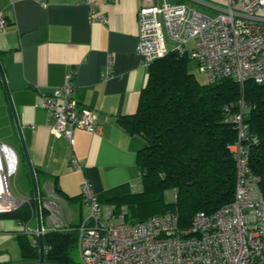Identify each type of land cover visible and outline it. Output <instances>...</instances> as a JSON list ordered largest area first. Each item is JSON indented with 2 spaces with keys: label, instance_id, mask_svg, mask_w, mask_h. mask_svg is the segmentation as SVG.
Instances as JSON below:
<instances>
[{
  "label": "crops",
  "instance_id": "1",
  "mask_svg": "<svg viewBox=\"0 0 264 264\" xmlns=\"http://www.w3.org/2000/svg\"><path fill=\"white\" fill-rule=\"evenodd\" d=\"M141 4V0H91L90 5L86 0H0V19L5 21L0 26V62L46 212L43 234L77 226L88 217L90 208L81 196L84 183L98 196L123 185L132 192L141 189L136 157L144 140L120 124L136 112L147 77L136 52ZM91 9L106 22H91ZM68 75L72 97L79 106L95 111L101 129L99 134L75 130L72 143L50 133L53 121L48 122L41 107V98L61 88ZM0 124L8 137H0V144L17 159L19 184L10 189L28 203L33 200L32 186L22 167L1 83ZM33 219L34 226L28 224L32 231L35 215ZM22 226L0 219V264H21L22 247L16 237ZM26 236L30 244L38 245L36 235Z\"/></svg>",
  "mask_w": 264,
  "mask_h": 264
},
{
  "label": "built area",
  "instance_id": "2",
  "mask_svg": "<svg viewBox=\"0 0 264 264\" xmlns=\"http://www.w3.org/2000/svg\"><path fill=\"white\" fill-rule=\"evenodd\" d=\"M141 1L136 52L142 68L148 70L154 61L176 51L196 62L207 83L225 78L240 85L264 83V0ZM86 2L91 4V0ZM187 2L217 13L209 17L194 9L188 11ZM89 16L91 22H106L93 9ZM0 26H5L3 19ZM190 41L192 47L186 49ZM41 107L48 122L53 121L50 133L69 143L75 130L90 134L101 131L95 111L79 106L72 97V75L66 77L61 88L41 98ZM243 107L240 102L239 111L228 119L236 130V140L228 146L235 164L230 203L211 213H196L186 227L173 212L130 223L125 206L100 204L84 183L81 194L90 213L75 229L65 228L76 232L79 264H264V197L258 189L259 178L249 169ZM4 147L0 144L5 172L4 150L10 152L15 163L13 173L5 175L10 177L17 170V159L10 148ZM71 163L78 167L75 159ZM173 197L175 201L174 191ZM24 203L27 201L10 193L3 177L0 214L13 212ZM28 224L22 233L37 236V230L32 231Z\"/></svg>",
  "mask_w": 264,
  "mask_h": 264
},
{
  "label": "trees",
  "instance_id": "3",
  "mask_svg": "<svg viewBox=\"0 0 264 264\" xmlns=\"http://www.w3.org/2000/svg\"><path fill=\"white\" fill-rule=\"evenodd\" d=\"M189 60L187 55L170 51L154 61L136 112L120 120L129 134L144 140L136 157L141 189L132 192L123 185L95 197L103 205L125 206L130 223L173 212L186 227L196 213H211L232 201L235 164L228 146L236 140V130L228 119L239 111L240 102L247 125L249 169L259 178L258 189L264 197V83L240 85L225 78L200 84L187 70ZM169 191L176 195L174 202L166 200ZM28 203L0 214V219L25 225L35 215L33 200ZM45 216L41 207L42 223ZM16 238L22 247L21 264H34L39 258L38 245L30 244L21 231ZM76 242L75 230L47 231L43 234L44 264H79Z\"/></svg>",
  "mask_w": 264,
  "mask_h": 264
},
{
  "label": "water",
  "instance_id": "4",
  "mask_svg": "<svg viewBox=\"0 0 264 264\" xmlns=\"http://www.w3.org/2000/svg\"><path fill=\"white\" fill-rule=\"evenodd\" d=\"M0 83L2 85L9 109H10V113L12 115V119L14 122V127L19 139V143H20V147L22 150V154L24 156V160H25V164L26 167L28 169V173L30 176V181H31V186H32V192H33V202H34V214H35V221H36V230H37V237H38V246H39V264H44V245H43V228H42V221H41V205H40V201H39V196H38V187H37V181H36V177H35V173H34V169L32 167L26 146H25V142L23 139V134H22V130H21V125L18 121L17 118V114L15 112L12 100H11V95H10V91L6 82V78H5V74L0 62ZM5 149H7L8 147L5 146Z\"/></svg>",
  "mask_w": 264,
  "mask_h": 264
},
{
  "label": "rangeland",
  "instance_id": "5",
  "mask_svg": "<svg viewBox=\"0 0 264 264\" xmlns=\"http://www.w3.org/2000/svg\"><path fill=\"white\" fill-rule=\"evenodd\" d=\"M185 7L187 8L188 11H191L192 9H194L196 12L202 14V15H205V16H209V17H214L216 15L217 12H212L210 10H208L207 8L203 7V6H200V5H195V6H192L190 3H185ZM192 47V41H190L187 45H186V49H191ZM169 48H171V46H169ZM187 70L193 74V76L195 77V79L200 83V84H207V78L204 74H202L198 68H197V64L194 60H189L188 64H187ZM247 111V109H246ZM1 125V124H0ZM0 137L2 138H5L6 140H8V137L6 135V133L4 132V130L0 127ZM16 139V137H15ZM9 142V141H8ZM16 146H17V143L15 142ZM5 172V170H4ZM16 172L14 173V176H5L6 175V172L1 174V177H5L6 179V184H7V188L9 189L10 193H12L13 195H15L17 198L18 196L13 193L11 191L10 188H15L17 186V184H19L18 182V179H19V176L18 174L15 175ZM10 186V187H9ZM17 188V187H16ZM24 200V199H23ZM166 200L167 201H170V202H173L174 201V197H173V192L172 191H169V192H166ZM42 207V206H41ZM29 209L32 210V207H30ZM34 219L31 218L30 220V227H33L34 226V223L32 222ZM44 226V222L42 224ZM22 230H20L21 232L25 233V231H23V226L21 228ZM29 236H31L32 234H28ZM10 242H15L13 241L12 239H9Z\"/></svg>",
  "mask_w": 264,
  "mask_h": 264
},
{
  "label": "bare ground",
  "instance_id": "6",
  "mask_svg": "<svg viewBox=\"0 0 264 264\" xmlns=\"http://www.w3.org/2000/svg\"><path fill=\"white\" fill-rule=\"evenodd\" d=\"M2 153L6 156L5 158L7 159V163H6L7 171H6V174H7V172L9 174H12L13 171H14V168H15V163L13 161V156L10 154V152H7V150H4ZM3 167H4V165L1 163V158H0V191H1L2 187H3V176L1 177V174L4 173V168Z\"/></svg>",
  "mask_w": 264,
  "mask_h": 264
},
{
  "label": "clouds",
  "instance_id": "7",
  "mask_svg": "<svg viewBox=\"0 0 264 264\" xmlns=\"http://www.w3.org/2000/svg\"><path fill=\"white\" fill-rule=\"evenodd\" d=\"M173 192V191H172Z\"/></svg>",
  "mask_w": 264,
  "mask_h": 264
}]
</instances>
